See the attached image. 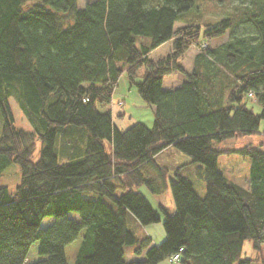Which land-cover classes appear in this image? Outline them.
Instances as JSON below:
<instances>
[{"label":"trees","instance_id":"trees-1","mask_svg":"<svg viewBox=\"0 0 264 264\" xmlns=\"http://www.w3.org/2000/svg\"><path fill=\"white\" fill-rule=\"evenodd\" d=\"M220 7L223 16L205 19ZM174 72L185 80L164 90ZM123 75L154 107L151 128L115 126ZM10 99L30 131L15 126ZM0 115V175L10 163L21 171L14 191L0 186V264H69L65 247L83 229L74 264H159L180 249V264H264L242 258L245 240L257 251L264 245V150L223 146L264 120V0H93L84 8L78 0H0ZM170 146L191 162L168 181L155 156ZM231 154L251 161L246 187L218 169L219 156ZM192 164L204 197L183 175ZM142 186L173 196L159 245L128 224L160 222ZM46 217L55 221L43 229ZM125 245L144 259L127 261Z\"/></svg>","mask_w":264,"mask_h":264},{"label":"rangeland","instance_id":"rangeland-1","mask_svg":"<svg viewBox=\"0 0 264 264\" xmlns=\"http://www.w3.org/2000/svg\"><path fill=\"white\" fill-rule=\"evenodd\" d=\"M91 1H93V0H78V7L84 8L85 5L90 3ZM226 12L227 11H225V9H223V7H220V9L218 10V12L216 14H209L207 17H205V19L207 18L208 20H215V19L219 18L220 16H223ZM227 39H228V36L226 35L223 38L215 41V44H221V43L225 42ZM167 49H168V45H165L160 50L155 51L153 53L152 57L153 58L159 57V54L160 53H163V54L166 53L168 51ZM195 54H196L195 48H191L186 53V56L182 60L181 65L184 66V68H186V69H190L191 63L193 61ZM175 73H178V72H174L173 74H175ZM178 74H176V76H178L179 78L182 77V76H180L181 75L180 73H178ZM141 79L142 78L139 76L136 81H139ZM123 81L125 82V84H127L129 86L131 92L128 94L120 93L119 91L122 88V85H120V84L118 85V88L116 89V91L113 95V102L116 104L113 106V113H112L114 124L116 125V127L120 131H124V130L128 129L129 127H131V125H133L134 123H137V122H141L145 126L147 125L148 128H151L153 126V123H154L153 111L139 97L136 87L129 85V82L127 80L126 75H123ZM120 83H121V81H120ZM122 100H124V105L122 107H120L117 105V102L122 101ZM9 102H10V106L12 109L15 126L17 128L23 129L25 131H30L31 126L27 122V120L24 118V116L22 115V113H21L18 105L16 104V102L13 99H10ZM246 102H247L248 107L252 108L255 113L260 112L261 109L258 107L259 105L255 100H253V101L246 100ZM149 124H150V126H148ZM263 127H264V120H261L260 126H259L260 130L258 132H255V133H253L249 136H246L244 138H241V139L228 140L223 144V146H225L227 148H231L234 145H236V147L251 145V146L258 147V148H261L262 150H264V136L261 133ZM1 129H2V118L0 115V131H1ZM105 146H106V150L109 152L110 151L109 141L105 142ZM39 148H40V141H37L36 152L33 155L34 161H36L39 158ZM173 150H175V152L180 154L179 157H177V159H176L177 162L180 161V163H181L180 165H182L184 163L191 162V159L188 155L180 152L179 150H177L175 148ZM182 158H186L185 161H188V162H185L184 160H182ZM218 169L226 177V179H228L229 181H233L242 187H246L248 185L249 176H250V169H251V161L249 158L242 157V156L237 155V154L220 155L218 158ZM169 170L170 171H169V174L167 176L168 181L174 177V171H175V170L173 171L172 169H169ZM183 175L190 177V179L194 183V189H195V191H197L199 196L200 195L205 196V194H206V183H205L204 179L199 176L198 169L196 168L195 164L189 165L187 169L184 168L183 169ZM20 179H21V171H20L19 165L15 164V163H10L3 170V172L0 175V186H5L10 191H14L16 185L19 184ZM141 190L144 193L151 195V193L147 189V187L142 186ZM168 191H169V194H170V197L172 200V204L174 206V200H173L171 190L169 189ZM204 196H201V197H204ZM149 198H150L152 205H155L151 199V196ZM106 201L110 202L109 199H106ZM156 207H157V205H156ZM170 214H172V213H170ZM69 217L76 220V221L80 220L79 214L74 213V212L69 213ZM54 221H55V219L53 217L44 218L42 223H41V228L45 229V228L51 226L54 223ZM128 224H129V227L132 229L133 226H130V222ZM158 224H160V226L156 227V226H158ZM150 225H153V226H155V228H159L160 230H163V232L165 233V229L163 227V220L159 223H153V224H149L147 226H150ZM84 232H85V230L83 229L81 231V233L79 234V236L73 242H71L70 244H68L65 247L66 259H67L69 264H74V257L76 255L78 249H79V246H80V243L82 240V235ZM165 235H166V233H165ZM164 240H165V236L163 239L158 237L157 240H155V241H158L157 245H159V243H162ZM132 248H133L132 245H125L124 246L125 251H128L129 249H132ZM260 257H264V245L260 251H257L254 249L253 243L251 240H245L244 244H243L242 258H248V259L254 260V259L260 258ZM253 264H255V263H253Z\"/></svg>","mask_w":264,"mask_h":264},{"label":"crops","instance_id":"crops-1","mask_svg":"<svg viewBox=\"0 0 264 264\" xmlns=\"http://www.w3.org/2000/svg\"><path fill=\"white\" fill-rule=\"evenodd\" d=\"M162 47L163 46L159 47L157 50H159ZM157 50H155V51H157ZM153 53L151 55H153ZM183 68H184V66H183ZM191 68H192V63H191ZM191 68L190 69L184 68V69L186 71H190ZM176 74H178V73H175V74L172 73L171 75H169V76H167V77L164 78V81H163V89L164 90L174 89V88L178 87L185 80V77L182 74L180 75V76H182L180 78L178 76H176ZM120 81H121V83H120ZM119 84L122 85V88L119 91L120 93H123V94L126 93V94H128V93L131 92L129 86L127 84H125V82L123 81V76L120 78L118 85ZM117 88H118V86H117ZM149 107H150V109L154 113V107H151V106H149ZM148 126H150V124ZM173 149L174 148L171 147V146L170 147H167L166 149L162 150L160 153H158L155 156V162L158 165L167 168L168 171H170L169 169H172L174 171L179 166H182L184 164H189L190 163L189 162V163H184V164L180 165L181 164L180 161L177 162V160H176L177 157H179L180 154H178L177 152H175V150H173ZM182 160L185 161L186 158H182ZM185 162H188V161H185ZM193 185H194V183H193ZM139 190L144 195V197L147 199V201L150 203V205L152 206V208L158 213V215L160 217V222L162 220L164 221L166 214H169L170 215V213H173L174 212L175 205L173 206V204H172V200H171V197H170V194H169V191H168L169 189H167V191L161 197H156V196H154L152 194L151 195H148L147 193H144L141 190V187L139 188ZM150 196H151V199H152V201L154 202L155 205H152V203L150 201V198H149ZM200 196H204V195H200ZM156 205H157V207H156ZM160 224H158V226H156V227H159ZM130 226H133V228L132 229L130 228V229L135 233L136 236H138V237L145 236V235L149 236L151 238V240H152V244L153 245H157L158 244V241H155V240H157L158 237L161 238V239H163L164 236L166 237V235L163 232V230H160L159 228H155V226H153V225H150V226H141L134 219H131L130 220ZM133 248L132 249H129L128 251H125V259L127 261L143 260L144 259L145 252H142L141 255H136L133 252ZM159 264H170V263L168 262V260H164V261L160 262Z\"/></svg>","mask_w":264,"mask_h":264},{"label":"built area","instance_id":"built-area-1","mask_svg":"<svg viewBox=\"0 0 264 264\" xmlns=\"http://www.w3.org/2000/svg\"><path fill=\"white\" fill-rule=\"evenodd\" d=\"M249 97H252V94H249ZM183 252V249H180L179 252L172 254L168 260L170 263L172 264H177L180 262V258H181V253Z\"/></svg>","mask_w":264,"mask_h":264}]
</instances>
